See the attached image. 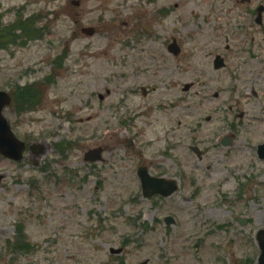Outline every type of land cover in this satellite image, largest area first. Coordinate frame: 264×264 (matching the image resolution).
I'll list each match as a JSON object with an SVG mask.
<instances>
[{"label":"rangeland","instance_id":"1","mask_svg":"<svg viewBox=\"0 0 264 264\" xmlns=\"http://www.w3.org/2000/svg\"><path fill=\"white\" fill-rule=\"evenodd\" d=\"M258 6L264 0L249 9L222 0H0L4 27L39 18L38 37L0 50V90L37 84L43 92L33 111L3 112L17 138L42 153L17 164L0 157V264H254V236L264 230ZM172 40L178 57L167 52ZM215 55L225 69H212ZM62 140L73 144L64 159L54 148ZM95 147L104 150L96 168L82 160ZM143 166L175 179L178 192L143 199L135 175ZM239 185L251 192L234 202ZM167 217L175 224L166 227ZM223 223L230 230H217ZM17 224L28 253L5 244Z\"/></svg>","mask_w":264,"mask_h":264},{"label":"water","instance_id":"2","mask_svg":"<svg viewBox=\"0 0 264 264\" xmlns=\"http://www.w3.org/2000/svg\"><path fill=\"white\" fill-rule=\"evenodd\" d=\"M88 35H92V31H86ZM168 51L177 56L179 53V49L176 47L175 43L168 47ZM223 67V62L220 58H216L214 62V70H219ZM189 89L188 86L184 88L185 91ZM9 104V99L4 93H0V154L13 161H20L22 159V152L24 151L25 147L24 144L16 140L9 130L7 123L1 117V111L5 106ZM224 145L227 144L225 141ZM38 147H31L32 150L36 151ZM196 152V151H194ZM100 151H92L85 156L86 161L95 162L99 160ZM258 157L264 160V145L258 148ZM138 176L141 180L143 195L145 198H151L155 195H159L163 198H167L171 196L176 191V184L175 182H166L162 179L159 180H152L148 177L147 172L145 169H140L138 171ZM171 220L167 219L166 224H170ZM262 239L259 240L261 244V250L263 251L262 256L260 258V264H264V232L260 233ZM111 254H119L120 250L113 251L110 250Z\"/></svg>","mask_w":264,"mask_h":264},{"label":"trees","instance_id":"3","mask_svg":"<svg viewBox=\"0 0 264 264\" xmlns=\"http://www.w3.org/2000/svg\"><path fill=\"white\" fill-rule=\"evenodd\" d=\"M8 44V43H6ZM40 93L37 91V88L32 86L31 88L23 89L22 91H16V103L15 107L18 112L26 111L32 109V105H37L39 103ZM26 99H29L26 102ZM7 247L14 248L15 251H21L27 253L30 250V245L24 235L23 228H17L15 235V243L11 244L10 242L6 243Z\"/></svg>","mask_w":264,"mask_h":264},{"label":"flooded vegetation","instance_id":"4","mask_svg":"<svg viewBox=\"0 0 264 264\" xmlns=\"http://www.w3.org/2000/svg\"><path fill=\"white\" fill-rule=\"evenodd\" d=\"M226 2L228 1V0H225ZM231 3H232V7L233 8H236V7H238V6H244V7H247L248 9H249V7H248V5H249V3H250V0H244V2L243 3H241L240 2V0H235V1H231ZM258 57H255V59H257ZM106 96H108L107 94H108V92L106 91ZM98 99H99V101H103L104 99H105V97L104 96H101V95H99L98 96ZM59 145H62V147H66L67 145H68V143H66V141H64V140H62V141H60L59 142ZM96 148V147H95ZM94 168H96V166H93ZM150 170V169H149ZM242 192H245L246 193V195L248 194V192H251L250 190L249 191H245V189H243L241 186L240 187H238L237 189H236V193L233 195V201L234 202H239V198H240V195H241V193ZM248 195H250V193L248 194ZM226 198V200H228V197H225ZM236 220V219H235Z\"/></svg>","mask_w":264,"mask_h":264}]
</instances>
